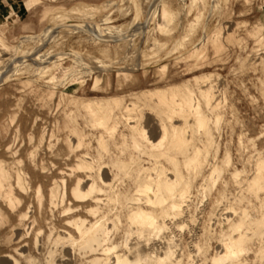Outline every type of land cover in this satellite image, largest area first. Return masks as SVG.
<instances>
[{
	"label": "bare ground",
	"instance_id": "obj_1",
	"mask_svg": "<svg viewBox=\"0 0 264 264\" xmlns=\"http://www.w3.org/2000/svg\"><path fill=\"white\" fill-rule=\"evenodd\" d=\"M122 1L77 13L93 16V11L112 9L127 15L130 6ZM141 1L133 0L129 21L111 26V14L93 24L57 14L56 24L22 36V42L40 47L16 54L21 72L20 65L0 68V85L14 73L39 72L46 79L25 75L19 79L22 86L50 87L37 98L49 108L47 114L36 115L19 141L3 145L6 158L0 154V264H264V150L248 158L253 172L246 178L245 167H232L230 146L222 150L232 126L226 115L228 86L220 73L134 90L127 98L79 95L90 79V91L99 92L114 63L133 64L142 77L148 74L150 67L136 60L138 53L142 60L153 29L163 35L168 18L160 4L166 0H154L153 8ZM39 2L24 0L17 7L25 12ZM47 14L43 8L42 20ZM72 25L88 27L83 41L121 44L124 55L108 59L103 51L97 57L56 47L57 30ZM263 26L248 29L256 46L264 43ZM236 29L237 24L227 32L216 28L176 63L188 72L198 69L205 45L218 52L227 40L240 41ZM158 44L154 40L150 48ZM7 54L0 46V63L11 58ZM67 58L73 63L65 66ZM258 64L264 70V58ZM66 75V80L61 77ZM61 86L70 94L56 90ZM0 126L8 132L5 121ZM16 131L22 134L20 127ZM257 137L264 141V129ZM238 145H244L241 137ZM228 174L240 186L235 201L226 194ZM220 181L209 221L201 225L198 212Z\"/></svg>",
	"mask_w": 264,
	"mask_h": 264
},
{
	"label": "rangeland",
	"instance_id": "obj_2",
	"mask_svg": "<svg viewBox=\"0 0 264 264\" xmlns=\"http://www.w3.org/2000/svg\"><path fill=\"white\" fill-rule=\"evenodd\" d=\"M109 1L118 2V0H104L98 4H78L69 7L52 2H44L42 3V9H48V14L43 20L40 15L39 29L32 31V34H36L42 28L50 27L60 21L54 19L60 13H68L73 19H75L73 16H79V19H75V23L78 24L80 22L103 23L101 18L107 14H111V21L108 24L110 26L129 21L132 18L133 0H123L121 3V5L130 6V11L127 15H121L120 12L112 9L93 11V16L77 13L80 10L85 13L91 7L99 8ZM153 1L142 0L140 5L145 6V8L148 6L153 8L156 6L153 5ZM162 3L164 4L163 15L168 18V22L163 29L164 34L161 35L153 29L150 41L144 47L146 55H143L145 57L142 60L138 58L139 52L136 59L137 61H144L145 65L150 67L148 74L142 77L141 72L135 70L133 64L128 67L123 61L114 63V65L107 67V73L104 76L102 88L99 92L90 91V86L93 83L90 79L87 88L81 91L79 95H121L127 98L134 90L139 91L142 88L164 86L203 72L220 73L222 81L224 80L228 86L229 104L226 109V115L231 120V126L233 127V130L231 127V131L229 129L223 136L221 148L223 150L225 145L230 146L234 158L232 167H245L244 176L245 178L249 177L253 172V161L248 162V158L257 151L264 150L263 139L257 137L264 129V70L258 64L261 58H264V43L256 46L253 38L247 36V32L253 25L264 22V0H197L193 3L190 0H166L160 4ZM6 14L9 15L10 13L7 12ZM235 24H237V29L234 34L241 40L234 42L227 40L218 52H215V48L211 43H207L204 50L205 57L200 61L198 69L188 72L185 64L176 63V57L188 55V51H191L193 47L197 46L200 41L216 28H225L227 32ZM73 27L70 28L71 30L66 28L57 30L54 45L63 49L72 48L82 54H90L97 57L100 56V51H103L108 59H113L115 56V59H121L124 55L121 44L90 45L83 41L86 36V32L82 30L84 27L81 28L78 25ZM26 34L28 33L22 36H26ZM22 36L12 42H8L0 33V46L6 48L9 53V56L8 54L6 56L11 57L9 59L3 57L4 62L0 63V68L8 64L7 66L13 70L18 66L17 62H15L16 54L20 55L22 51L27 53L35 46L32 42H22ZM154 40L158 41L159 44L150 48V43ZM16 48H19V53H15ZM259 48L260 50H256ZM242 59L247 61L240 64ZM72 63L73 61H69L68 58L63 61L65 66ZM164 64L167 68L159 70V66ZM22 68L23 66H19L17 70L19 69L20 71ZM124 73H130L131 75ZM25 75H29L35 80L46 79V77L42 78L39 72L14 73L10 76L11 80L9 82L0 85V125L5 121L8 127V132L4 134L0 126V154L4 158H6V154H3V145L9 141H19L22 135L27 133L25 128L30 127L33 118L36 115H46L49 109L41 107V104L37 103V98L50 87L40 85L39 87L36 86L34 90L24 87L19 79ZM109 76L111 78L110 87L106 85ZM61 77L65 80L68 78L67 75ZM117 78H119V82H117ZM56 90L61 91L65 95L70 94V89L64 86ZM232 105L234 114L231 113ZM11 115H15L14 120L10 119ZM57 117L60 119L59 114ZM49 119L52 121L53 117L49 116ZM17 127H20L22 134H18L16 131ZM239 137L244 142L241 149L238 145ZM250 138H254V140L250 142ZM240 153L243 156L242 160H240ZM251 160L253 159L251 158ZM220 186L221 181L218 187L210 194L205 205L201 207L203 210L198 212L201 225L209 221L208 210L218 196ZM226 187L229 201H235L238 198L237 194L240 186L233 181L229 174L227 175ZM245 193L248 195L247 191ZM250 198L252 202H256L254 197ZM247 203L248 201L243 202V204ZM220 212L221 210L219 209V214Z\"/></svg>",
	"mask_w": 264,
	"mask_h": 264
},
{
	"label": "crops",
	"instance_id": "obj_3",
	"mask_svg": "<svg viewBox=\"0 0 264 264\" xmlns=\"http://www.w3.org/2000/svg\"><path fill=\"white\" fill-rule=\"evenodd\" d=\"M22 1L24 0H0V33L8 42L39 29V17L44 2L69 7L78 4H98L104 0H40L25 12L17 7ZM7 12L10 14L7 15Z\"/></svg>",
	"mask_w": 264,
	"mask_h": 264
},
{
	"label": "built area",
	"instance_id": "obj_4",
	"mask_svg": "<svg viewBox=\"0 0 264 264\" xmlns=\"http://www.w3.org/2000/svg\"><path fill=\"white\" fill-rule=\"evenodd\" d=\"M71 19H72V21L75 23L76 20L79 19V18H76V17H75L76 20L73 19V18H71ZM86 27H87V26H85V27L82 29V30L85 31V32H86L85 29L88 28V27H87V28H86ZM26 35L29 36V35H33V34H32V32H31V33H28V34H26ZM47 44H48V43H47ZM47 44H46V45H47ZM34 45H35V46H34L30 51H28L29 53H31V52H33V51H37V48L40 47V44H35V43H34ZM50 47H51V48H55L53 45H51ZM56 47H57V46H56ZM55 51H56V50H55ZM57 51H60V49H58ZM28 52H27V53H28ZM18 65H20V64H18ZM20 66H23V64H21Z\"/></svg>",
	"mask_w": 264,
	"mask_h": 264
}]
</instances>
